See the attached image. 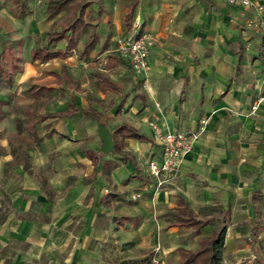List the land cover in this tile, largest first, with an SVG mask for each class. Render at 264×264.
<instances>
[{
  "label": "crops",
  "instance_id": "0c3cea01",
  "mask_svg": "<svg viewBox=\"0 0 264 264\" xmlns=\"http://www.w3.org/2000/svg\"><path fill=\"white\" fill-rule=\"evenodd\" d=\"M209 1L206 10L202 0H102L89 21L82 7L87 26L76 32L75 46L67 49L61 41L63 47L58 42L49 49L45 41L31 53L40 66L61 62L62 68H50L63 84L34 81L37 89L24 96L0 75V264H116L151 253L156 264L168 257L176 264L181 244L170 213L178 198L211 223L213 215L199 209L223 206V264H241L245 256L264 264V249L255 241L256 224H264V196L255 201L264 195V99L251 110L264 94V35L244 24L255 18L253 7ZM134 2L143 31L154 36L140 83L114 52ZM87 28L98 43L82 56L87 40L80 46L77 34ZM39 49L55 55L34 57ZM60 93L66 100H55ZM70 103L98 113L99 120L80 112L41 118ZM204 120L178 177L158 188L146 166L158 152L148 122L196 131ZM101 123L112 133L109 153H99ZM121 124L147 139L113 135ZM211 223L196 237L209 236ZM244 231L254 254L243 244ZM196 242L182 247L195 249Z\"/></svg>",
  "mask_w": 264,
  "mask_h": 264
},
{
  "label": "rangeland",
  "instance_id": "374dc122",
  "mask_svg": "<svg viewBox=\"0 0 264 264\" xmlns=\"http://www.w3.org/2000/svg\"><path fill=\"white\" fill-rule=\"evenodd\" d=\"M54 0H0V69L7 71L11 75L12 87L9 89H15L14 91L22 92L24 96H29L37 89V84L34 81H50L58 82L63 84L62 78L52 76L53 71L50 67L59 65L58 68H62L61 62L56 61L48 66H40L37 62L32 59L31 53L37 46H43L46 42V35L48 32L53 30H59L62 22L70 23L78 15L79 10L84 8V18L86 21L90 20V15L93 11L101 8L102 0H69L67 6L64 7L55 17L52 19L48 18V5ZM59 1V0H55ZM229 5V4H227ZM231 7L240 9L238 7L229 5ZM245 26L249 29H253L258 35H262L261 31L255 24V18H248L244 21ZM141 23L136 19L134 15L133 23L130 29H127L123 36L119 37L114 44V52L118 54L117 48L120 43L126 40L131 34H136L139 31ZM132 28L134 30H132ZM246 28V29H247ZM90 28L77 34V41L80 46L88 39ZM100 36V35H99ZM65 43H58L57 46L63 47ZM47 47L53 49L56 45L48 43ZM80 49V48H79ZM76 49V56H78L80 50ZM119 55V54H118ZM125 62V61H124ZM131 70V69H130ZM5 73V72H4ZM0 75H4L3 72ZM141 77L135 78L137 83H140ZM8 82V81H7ZM61 92L66 91L64 88H60ZM39 93L45 91V89H38ZM55 100H66V94L60 93L55 97ZM254 100H257L255 98ZM31 104L33 101L31 100ZM41 101V100H40ZM36 104L38 102H35ZM255 199V201H262V197ZM212 209H199V213L205 215L211 213L213 215L212 223L207 226L206 233L211 234L218 230L222 224L225 223L228 217L223 206L220 204L213 205ZM257 210V209H256ZM259 210V209H258ZM264 211V205H263ZM259 211H257L258 213ZM256 224V223H255ZM179 227V238L180 246H191L197 240L196 235L192 233V230L184 223L178 224ZM256 240L259 243L257 247L264 249V233H260L264 227V224H256ZM243 244L247 245L251 252V241L249 235L244 231ZM259 234L262 237H259ZM154 246L149 249L141 250L140 252L148 253L154 251ZM243 253V252H241ZM250 252H247V256ZM254 254V252H253ZM231 261H235L232 259ZM172 259L169 257L165 260V264H172ZM223 264V262H222ZM241 264H262L259 258H248L244 257L241 259Z\"/></svg>",
  "mask_w": 264,
  "mask_h": 264
},
{
  "label": "trees",
  "instance_id": "16d2710c",
  "mask_svg": "<svg viewBox=\"0 0 264 264\" xmlns=\"http://www.w3.org/2000/svg\"><path fill=\"white\" fill-rule=\"evenodd\" d=\"M69 0H59L52 1L48 5V18H52L60 11L64 9ZM206 10L211 6L209 0H202ZM137 2L132 3L126 14L124 15L123 23L126 29H131L135 8ZM83 8H81L77 17L70 23L62 22L61 28L59 30H53L48 32L46 35L47 43H58L61 41L66 42L67 49H71L76 45L75 43V34L81 27H86L87 25L83 22L82 19ZM143 31V25L140 26L139 34ZM98 43V35L95 33L94 29L91 31L89 38L84 43L83 50L81 52L82 56H87ZM55 55V53H45L43 54L42 50H37L34 53V57L40 56L43 60H46ZM3 76L6 77L8 85H11L12 79L11 75L7 71H2ZM5 72V73H4ZM103 85H112L109 81L104 80ZM2 103V102H1ZM0 103V104H1ZM80 112L85 117H89L95 120H99V114L91 111L77 108L74 103L68 104L67 110L65 109L62 112L43 114L41 118L47 117H62L67 114H73ZM2 113H0V119L2 118ZM121 134L126 137L135 138L138 140H146L147 138L136 131L134 128L128 126L127 124H121L116 127L113 132V135ZM102 154V151H99ZM90 155V154H89ZM177 210L173 213H170V216L178 224L184 223L192 230L194 235H200L201 228L205 225L211 223V219H199L193 214L189 204L182 198H178ZM226 227L223 225L218 230L211 233L209 236H202L197 238L196 248L191 249L187 247H178L177 251L179 253V260L176 264H222L223 259V250H224V236H225ZM116 264H156L154 261V255L151 253L141 259H126L122 260Z\"/></svg>",
  "mask_w": 264,
  "mask_h": 264
},
{
  "label": "built area",
  "instance_id": "2783aa9c",
  "mask_svg": "<svg viewBox=\"0 0 264 264\" xmlns=\"http://www.w3.org/2000/svg\"><path fill=\"white\" fill-rule=\"evenodd\" d=\"M226 4L251 8L255 10V24L264 35V6L254 0H222ZM154 45V36L149 31H139L131 34L125 41L119 44L116 49L119 56L125 59L134 78L141 77L148 68V58L151 48ZM264 99V94L258 97L255 104L251 107L254 111ZM202 126L194 131L164 130L153 121H149V126L153 129L157 154L151 156L146 161L147 171L156 182V186L162 187L174 181L180 171L182 158L189 153L194 143L198 140L199 134L204 129L205 120ZM140 194L136 193L132 198L136 199Z\"/></svg>",
  "mask_w": 264,
  "mask_h": 264
},
{
  "label": "water",
  "instance_id": "95a60500",
  "mask_svg": "<svg viewBox=\"0 0 264 264\" xmlns=\"http://www.w3.org/2000/svg\"><path fill=\"white\" fill-rule=\"evenodd\" d=\"M97 133L101 141V151L103 153H109L114 148V142L112 139V133L109 132L108 128L104 123H101L97 127Z\"/></svg>",
  "mask_w": 264,
  "mask_h": 264
}]
</instances>
